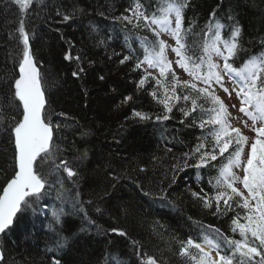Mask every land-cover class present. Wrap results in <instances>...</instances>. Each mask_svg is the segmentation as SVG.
Instances as JSON below:
<instances>
[{
	"label": "trees",
	"instance_id": "obj_1",
	"mask_svg": "<svg viewBox=\"0 0 264 264\" xmlns=\"http://www.w3.org/2000/svg\"><path fill=\"white\" fill-rule=\"evenodd\" d=\"M135 2L33 0L22 11L13 0H0V78H3L0 79V106L6 103L4 79L8 77L5 73L10 76L13 69L8 54L14 50L16 41L10 34H16L23 18L26 30L34 34L30 43L45 77L46 97L56 112H64L69 117H53L54 122L66 125L54 139L64 158L78 154L65 149L87 153L82 163L73 164L81 175L78 186L65 180L67 191L59 185L50 188L43 206L36 212L18 216L1 236L4 260L0 264H51L53 255L61 264H113V261L140 264L131 240L140 241L142 252L162 257L164 264H184L175 254L179 247L176 241L188 237L199 240L200 225L218 227L230 234L232 213L218 218L193 202L189 188L210 190L206 179L197 181L195 169L178 173L176 182L168 186L175 163L173 157L188 151L200 131L181 125V114L175 110L172 119L163 122H140L132 115L134 111L161 112L146 91L137 90L141 73L132 69L131 62L119 64L120 56L114 54H127L128 45L127 34L114 28L112 21L119 23L115 17L130 15L126 10L134 7ZM213 10L225 23L230 14L242 26V43L247 51L237 60V67L248 55L264 48L261 44L264 0H192V6L185 13V24L194 17L199 30ZM57 11L75 13V18L61 23ZM69 51L73 57L80 56V61L66 60L65 54ZM78 63L85 71L77 78L72 73L78 70ZM101 75L104 80L99 79ZM128 95L133 100L122 103ZM166 148H172V152ZM13 163L12 146L0 134V187L12 175ZM209 174H215L214 170L200 173L201 177ZM113 175L121 179L117 182ZM161 188L167 192V199L159 198ZM60 191L63 197L58 199ZM77 191L85 203L73 207ZM145 191L151 196H145ZM88 200L92 203L88 204ZM96 207L102 211L96 212ZM61 209L64 211L62 224H56L52 213H59ZM84 210L96 221L95 225L87 222ZM112 228L123 229L128 236L107 231ZM57 233L66 235L68 242L62 251L54 253L50 249L55 247Z\"/></svg>",
	"mask_w": 264,
	"mask_h": 264
},
{
	"label": "snow or ice",
	"instance_id": "obj_2",
	"mask_svg": "<svg viewBox=\"0 0 264 264\" xmlns=\"http://www.w3.org/2000/svg\"><path fill=\"white\" fill-rule=\"evenodd\" d=\"M13 2L24 11L33 0ZM191 6L192 0H136L134 7L126 10L131 15L114 18L126 30L128 45L127 54H114L120 56L119 64L131 62L132 69L141 73L137 90L146 91L161 108L159 114L134 111V118L140 122H163L172 119L175 110L181 114V125L200 131L188 151L173 157L175 163L168 186L176 182L178 173L195 169L197 181L206 179L210 190L189 188L193 202L218 218L232 213L230 234L218 227L200 225V239L177 240L179 247L175 254L184 264H264V48L248 55L237 67V60L247 51L239 22L228 14L225 23L213 10L196 30L194 17L185 24V13ZM78 11L83 13V9ZM56 15L61 17V23L75 18V13L57 11ZM31 35L34 34L26 30L23 18L16 34H10L16 45L8 54L13 69L10 76L5 73L7 93L6 103L0 106V134L12 146L14 163L12 175L0 187V235L7 233L18 216L36 212L43 206L50 188L59 185L67 191L65 180L78 186L81 175L73 164L87 158L86 151L78 149H65L78 154L64 158L54 139L66 125L54 122L53 117H69L56 112L46 97L45 77L33 53ZM261 44L264 45V40ZM65 59L79 62L81 58L73 57L69 51ZM77 67L72 75L78 78L85 70L79 63ZM177 69L188 78L181 79ZM99 79L104 80V76ZM233 96L237 103H226ZM131 100L133 96L128 95L122 103ZM166 151L172 152V148ZM204 170L208 173L214 170L215 174L201 177ZM112 178L117 182L121 179L116 175ZM143 194L151 196L147 191ZM75 196L73 207L82 206L85 202L79 199L78 191ZM62 197L63 191L58 192L57 198ZM159 198L167 199L165 189H160ZM95 211L102 210L96 207ZM52 216L56 224H62L63 209L59 213L54 211ZM84 217L89 224H96L86 210ZM107 231L128 236L120 228ZM67 242L66 235L57 233L55 247L50 250L62 251ZM130 242L140 264H164L162 257L142 252L140 241ZM3 260L4 251L0 249V261ZM51 264H61V260L53 255Z\"/></svg>",
	"mask_w": 264,
	"mask_h": 264
},
{
	"label": "rangeland",
	"instance_id": "obj_3",
	"mask_svg": "<svg viewBox=\"0 0 264 264\" xmlns=\"http://www.w3.org/2000/svg\"><path fill=\"white\" fill-rule=\"evenodd\" d=\"M164 38H165V39H168L167 36H165ZM177 71L181 73V79H187V78H188L186 75H184V74L182 73V70L177 69ZM220 95H221L222 97L225 96V94H224L223 92H220ZM226 103H229V104H231V103H237V101H236L235 97L233 96L231 100L226 99ZM232 111H233V115H236L235 110L233 109ZM241 115H242V114H241ZM245 119H246V117H245ZM237 126H238V125H237ZM245 131H246V133H247L248 135H252V133L247 132V130H245ZM237 171L239 172V170H237Z\"/></svg>",
	"mask_w": 264,
	"mask_h": 264
},
{
	"label": "bare ground",
	"instance_id": "obj_4",
	"mask_svg": "<svg viewBox=\"0 0 264 264\" xmlns=\"http://www.w3.org/2000/svg\"><path fill=\"white\" fill-rule=\"evenodd\" d=\"M129 14L131 15V12ZM119 23L112 21V26L114 28H116V29H119V32H123V33H126L127 34L126 30L123 28V25L121 23L120 24Z\"/></svg>",
	"mask_w": 264,
	"mask_h": 264
},
{
	"label": "water",
	"instance_id": "obj_5",
	"mask_svg": "<svg viewBox=\"0 0 264 264\" xmlns=\"http://www.w3.org/2000/svg\"><path fill=\"white\" fill-rule=\"evenodd\" d=\"M1 236H2V235H0V238H1ZM0 249H1V248H0ZM1 262H2V261H0V263H1Z\"/></svg>",
	"mask_w": 264,
	"mask_h": 264
}]
</instances>
